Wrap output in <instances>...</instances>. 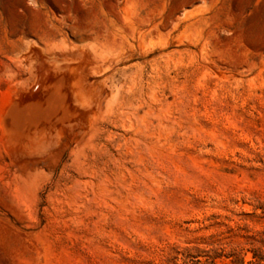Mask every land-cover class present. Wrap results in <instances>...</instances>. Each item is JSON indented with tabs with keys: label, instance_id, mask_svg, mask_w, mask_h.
<instances>
[{
	"label": "rangeland",
	"instance_id": "374dc122",
	"mask_svg": "<svg viewBox=\"0 0 264 264\" xmlns=\"http://www.w3.org/2000/svg\"><path fill=\"white\" fill-rule=\"evenodd\" d=\"M0 264H264V0H0Z\"/></svg>",
	"mask_w": 264,
	"mask_h": 264
},
{
	"label": "bare ground",
	"instance_id": "6f19581e",
	"mask_svg": "<svg viewBox=\"0 0 264 264\" xmlns=\"http://www.w3.org/2000/svg\"><path fill=\"white\" fill-rule=\"evenodd\" d=\"M46 49V48H45ZM44 49V50H45ZM40 50H42V49H40ZM52 50H53V48H52ZM42 52H43V50H42ZM46 52V51H45ZM45 52H43V53H45ZM49 53H51V52H48V54ZM65 53V52H64ZM37 55V54H36ZM58 55V54H57ZM49 56V55H48ZM73 56V55H72ZM77 56H78V54H77ZM32 57V56H31ZM81 57V56H80ZM36 59V65L35 64H33V62H32V64H31V69L32 68H34V65H35V67L36 68H41V67H44V66H42V64H43V61L42 60H40V58H38V57H36L35 58ZM76 59V58H75ZM71 60V59H70ZM48 61V60H47ZM76 61V60H75ZM53 62H55L54 60H50V61H48L47 63H46V69L47 70H49V71H51V72H61V70H63L64 68H65V66L64 65H61V66H59V65H57V64H53ZM77 62V61H76ZM87 62V61H86ZM95 65V64H94ZM75 67V66H74ZM30 69V70H31ZM67 69V68H66ZM76 70V69H75ZM42 72V71H41ZM46 73H48V72H46ZM63 73V72H62ZM77 74V73H76ZM50 75V74H49ZM67 76L66 77H68L69 78V88H70V96L72 97V99H73V101H74V103L76 104V105H78V106H80V107H84V109H86V111L88 112L89 111V109H91V106H92V104L93 103H96V102H93V99H92V97H91V95H90V93L89 92H86L83 88H82V86L80 85V83H79V81L77 80V78L75 77L76 75L74 74V70L73 69H68V71H67V74H66ZM50 76H52V75H50ZM43 78V77H42ZM45 78V77H44ZM48 78H49V76H48ZM52 78V77H51ZM46 81V80H45ZM49 81V80H48ZM66 84V83H65ZM90 86V85H89ZM91 87V86H90ZM94 88V87H93ZM92 88V89H93ZM96 88V87H95ZM33 89V88H32ZM102 89V88H101ZM25 90V89H24ZM13 91V90H12ZM14 93V92H13ZM12 93V94H13ZM22 94V93H21ZM20 94V95H21ZM93 94V93H92ZM96 95V94H95ZM5 97V96H4ZM45 98V97H44ZM3 101V100H2ZM15 101V100H14ZM18 101V100H17ZM9 103V102H8ZM15 103H16V101H15ZM99 103V102H98ZM14 105V104H13ZM12 105V106H13ZM40 105V104H39ZM93 109V108H92ZM92 109H91V111H92ZM85 111V110H84ZM37 112V111H36ZM84 114H86V113H84ZM90 114H91V112H90ZM88 115L89 114H87L86 115V117H88ZM1 117H2V113H1ZM2 119H4V118H2ZM84 119V118H83ZM82 119V120H83ZM2 121V120H1ZM4 121V120H3ZM8 121H10V120H8ZM3 123V122H2ZM2 125V124H1ZM5 125V124H4ZM6 126V125H5ZM4 127V126H3ZM24 128V127H23ZM26 129V128H25ZM7 130V129H6ZM74 130V129H73ZM87 131V130H86ZM7 132V131H6ZM8 133H10V134H8ZM8 135H11L9 138L11 139V145H14V146H12L13 147V149L14 150H16L17 152H18V154H22V152H23V148H22V146L21 145H24V140L26 139V137H24L25 136V134L24 133H22L21 131H19V129L15 126V125H13L12 124V127H11V130H10V132H9V130H8ZM28 134V133H27ZM82 134V133H81ZM72 136H73V138H75V139H77V138H79V136H80V134L79 133H74V134H72ZM6 137V136H5ZM37 138V142H34V141H32L30 138H29V142H30V150L29 151H34V152H36L37 150H36V148L37 149H39L40 151H43L45 148H44V145H45V143L47 142L46 140H45V136H43L42 135V137H36ZM7 139V138H6ZM35 139V138H34ZM78 140V139H77ZM8 141V140H7ZM10 142V141H9ZM7 143V142H6ZM16 143V144H15ZM28 143V142H27ZM10 144V143H9ZM18 145V146H17ZM29 145V144H28ZM21 146V147H20ZM28 151V152H29ZM25 153V152H24ZM15 155V154H14ZM25 157V156H24ZM23 157V158H24ZM15 158V157H14ZM16 159V158H15ZM20 161V160H19ZM27 161V160H26ZM21 168V167H20Z\"/></svg>",
	"mask_w": 264,
	"mask_h": 264
}]
</instances>
